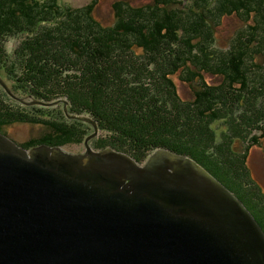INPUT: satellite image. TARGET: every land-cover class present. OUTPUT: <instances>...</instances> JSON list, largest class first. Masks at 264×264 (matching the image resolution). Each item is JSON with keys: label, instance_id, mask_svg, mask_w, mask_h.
<instances>
[{"label": "trees", "instance_id": "16d2710c", "mask_svg": "<svg viewBox=\"0 0 264 264\" xmlns=\"http://www.w3.org/2000/svg\"><path fill=\"white\" fill-rule=\"evenodd\" d=\"M178 1L117 0L115 22L104 25L95 16L97 0L82 7L0 0V71L12 73L32 98H65L71 113L95 119L103 132L92 139L95 149L112 147L139 162L158 148L193 157L264 228V193L247 165L264 137V0H190L181 8ZM232 14L246 26L222 47L214 25ZM18 35L24 37L10 56L6 42ZM204 71L222 81L208 83ZM178 72L198 82L192 100L179 94ZM48 109L0 89V131L15 122L45 124V133L21 143L26 148L64 146L92 133L84 121L63 120L64 109L53 117Z\"/></svg>", "mask_w": 264, "mask_h": 264}, {"label": "water", "instance_id": "95a60500", "mask_svg": "<svg viewBox=\"0 0 264 264\" xmlns=\"http://www.w3.org/2000/svg\"><path fill=\"white\" fill-rule=\"evenodd\" d=\"M26 148L0 131V264H264V228L191 156L156 149L145 162L95 149Z\"/></svg>", "mask_w": 264, "mask_h": 264}, {"label": "rangeland", "instance_id": "374dc122", "mask_svg": "<svg viewBox=\"0 0 264 264\" xmlns=\"http://www.w3.org/2000/svg\"><path fill=\"white\" fill-rule=\"evenodd\" d=\"M94 0H60V4L64 6H73V7H82L84 5H87L88 3H91ZM96 1V0H95ZM117 0H97L96 9H95V16L97 19H99L104 25H112L115 22V11L113 8L114 2ZM133 5H145L148 3H154L156 0H128ZM190 0H183L178 1L181 2L178 4L180 8L182 6H186V3ZM246 26V22L241 19L240 16L236 14L224 16L221 20L219 25H214L216 28V36L218 39V44L222 47H226L231 39L234 37L236 32L238 30L242 29ZM24 37V35H18L14 37L8 38L6 42V49L10 56H12L14 49L17 47L18 43L21 41V39ZM137 52L139 54L143 53V48L137 49ZM256 61H261V58L256 59ZM263 62V60H262ZM255 70H258L257 68ZM257 72V71H255ZM0 76L5 81V83L8 85L10 90L16 94L17 96L23 97L27 101H30L32 97L27 94V92H24V90H21L17 88L15 76L7 72V70L4 72L3 70L0 71ZM182 72H178L173 76L174 80L177 83V90L181 97L186 100H192L194 98V92H193V86H197V83H193L192 85L188 82H185L181 79ZM205 80L208 83L211 84H218L222 81V76L216 75L210 71H204ZM199 81V80H198ZM0 89L3 90L8 96L11 97V95L6 91V89L0 84ZM12 99H15L11 97ZM16 101L20 102L19 100L15 99ZM22 103V102H20ZM24 105H29L22 103ZM63 103L55 104L52 106H46L49 107L48 111L50 110V113H52L51 117L53 115H61V112L63 110ZM37 105V107H40V104H34ZM43 106V105H42ZM52 110V111H51ZM64 112V113H63ZM63 115L66 122H71L74 120L73 118H68L65 114V111L63 110ZM50 115V114H49ZM90 116V115H87ZM81 120V119H76ZM86 123H88L85 120H81ZM90 124V123H88ZM6 134L15 140L17 143H25L32 138H37L41 136L42 133H45L48 130V127L43 123H25V122H15L12 124L7 125L4 128ZM90 131H94L93 126L90 124ZM92 131V132H93ZM103 132L99 130V135H101ZM260 134V132H258ZM98 135V136H99ZM260 138V143L254 145L248 155L247 158V165L249 168V171L252 175V178L255 180V182L260 186L261 191L264 193V137L258 135ZM90 145H93L92 140L90 141ZM65 150L72 152V153H80L84 152L86 149L85 146V139L82 141H75L71 142L69 144H66L63 146ZM127 153V152H126ZM129 154V153H128Z\"/></svg>", "mask_w": 264, "mask_h": 264}]
</instances>
